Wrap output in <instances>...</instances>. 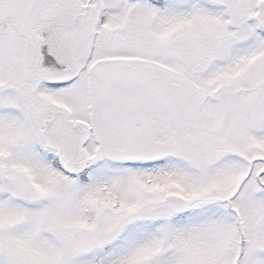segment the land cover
Segmentation results:
<instances>
[{
	"label": "snow or ice",
	"instance_id": "1",
	"mask_svg": "<svg viewBox=\"0 0 264 264\" xmlns=\"http://www.w3.org/2000/svg\"><path fill=\"white\" fill-rule=\"evenodd\" d=\"M0 264H264V0H0Z\"/></svg>",
	"mask_w": 264,
	"mask_h": 264
}]
</instances>
